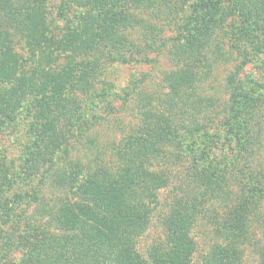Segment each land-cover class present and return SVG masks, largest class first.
<instances>
[{
	"label": "trees",
	"instance_id": "16d2710c",
	"mask_svg": "<svg viewBox=\"0 0 264 264\" xmlns=\"http://www.w3.org/2000/svg\"><path fill=\"white\" fill-rule=\"evenodd\" d=\"M41 4L0 0V127L12 122L32 130L23 166L12 177L0 154V264H241L252 224L264 236V88H247L234 72L225 78L220 105V97L206 93L218 86V67L233 51L248 57L253 39L264 35V0L197 1L183 39L163 36L158 26L138 45L133 35L150 29L144 15L166 21L178 15L172 0H58V9L80 11L78 23L66 20L53 31ZM224 17L237 21L228 50L214 43ZM174 39L180 42L169 48L174 67L163 77L166 90L137 91L142 132L123 137L114 157L107 154L111 144L98 147L95 138L91 152L86 139L100 120L92 100L113 93L126 100L116 85V91L94 90L103 68L150 62L151 52ZM247 42L248 49L237 45ZM211 124L222 126L233 147L227 162L213 154L217 147L204 148L202 131ZM191 137L200 155L184 171L186 188L159 208L171 165L184 161ZM82 140L88 147L80 151ZM32 177L30 189L6 198L12 178ZM19 198L42 203V212H16ZM162 210L164 237L143 256L139 239ZM203 228L212 242L196 263V233ZM260 255L264 264V248Z\"/></svg>",
	"mask_w": 264,
	"mask_h": 264
},
{
	"label": "rangeland",
	"instance_id": "374dc122",
	"mask_svg": "<svg viewBox=\"0 0 264 264\" xmlns=\"http://www.w3.org/2000/svg\"><path fill=\"white\" fill-rule=\"evenodd\" d=\"M41 1V6H43L44 13L46 14V21L48 26L51 28L49 29L50 31H53L54 29L52 30V28L57 27L56 25L61 24L63 26V22L66 20L72 24L78 23L75 20H78V14L80 11L79 7H72V9L63 11L60 8H57L58 0ZM197 1L200 2L201 0H172V3L177 5V7L180 9V12L178 15H175L171 18L168 17L167 21L160 20L155 17L149 18L148 16L144 15L145 20L150 22V29L146 30L142 27H139V32H137L132 37L136 45H138L140 42H148L151 39L152 33L159 28L158 26L163 28V36H170L173 34L177 36L176 38L180 40L183 39V36L189 33L188 29L191 27L190 23L193 21L192 20L189 22V19L192 17L191 14L193 15V4ZM236 24L237 21L233 17L223 18L222 25L216 32V41L214 42L218 45V47L227 49L229 44L235 45V43H233L234 35L233 33L230 35V32H234V27ZM230 36H232V39H230ZM178 39L167 42L163 51L160 53L151 52L149 54V56L152 58L150 62H129L122 64L114 63L107 64L103 68L98 78V83H96L93 87L94 90H99L101 87L107 88L110 91H116L118 87L122 95L126 97V100H124V98H118L117 96L113 95L114 93L107 98L103 97L92 100V103L97 106L95 114L100 120H95L98 121V124H96L95 127L96 129L89 132L88 139H86V141L88 140L91 142L89 145V150L91 152L94 151L93 138H95L98 147H108L111 144L110 150L107 152V154L110 155V157H114V153L116 151L115 148H118L120 143H122L121 139L123 137L126 138V136H134L138 131L142 132L145 122L142 121V117L137 110V106L141 99V96H138V99L136 98L137 91L140 89H146L145 91L148 92L162 93L164 90H166V87H163V77L171 67H174V61L171 60L169 48L171 46L173 47L176 42H180ZM253 41L256 44H250L251 50L247 55L248 57H240L236 51L234 52L231 50V52L233 51V59H231L229 62L222 63L218 67V86H215L213 91L209 90L206 93L207 95H213L215 97L221 98L217 100L216 105H220L222 102V97L225 96V93H223L225 78L231 73L235 72L236 79L242 81V83L245 84L247 88L252 86L254 89L264 88V35H256ZM237 45L246 49H248L250 46L248 42L247 44L237 43ZM259 45L260 47H257ZM16 49L21 50L19 47H16ZM128 55L130 54L128 53ZM242 58H244V62L242 61ZM144 74H146L145 77L143 76ZM136 78L141 79L142 81H138L136 85V91H134L135 86H133V83L134 79ZM125 91L131 93L128 96H125ZM19 124H22V121H20ZM186 134L188 136H192L190 133ZM222 134V126L213 128L212 124L206 130L202 131L201 139L205 142L204 148H211V150L212 147L218 148L219 153H213L215 154L216 158H223L225 154L231 156L233 154L232 152H234V150H232L233 147L228 145L227 137ZM31 136L32 130H29V127L20 125L16 126L12 122L6 127H0V154L1 156L5 157L7 163L9 164L8 176L12 177V173L18 172V170L21 169V166H23L21 164L22 155L25 152V146ZM191 140L192 137L187 140V145H185L186 150L183 153L185 156L184 161H181L177 165H174V163L171 165V169L174 174H172L169 184L160 191L159 208L165 205V202L169 203L175 197H180L183 194V190L186 188V184L184 185L186 178L184 171L188 170V167L192 165L193 158L200 155V151L195 150L197 148L191 144ZM82 146H84L83 150L87 149L88 145H86L85 140H82L79 146L80 151ZM79 147L78 145H75L74 151L77 152ZM189 149H193L195 151ZM189 152L190 154H188ZM223 159V162H227V158ZM230 170L236 176L241 175V173L238 171V163L236 164L235 162H231ZM12 180L13 178L11 179L10 184L8 185V191L6 192V198L10 200L17 198V193L19 194V192H24L26 189H30L32 185L30 186L29 183L33 182L34 177H32L30 180H28V178L27 180L24 178L22 180L20 179L17 183H13ZM53 196L55 195H52V197ZM22 200L23 199L19 198L18 203L16 204V212L20 210V212H25L26 215L39 214V212H35L37 209L42 212V203L38 205L26 204ZM164 213V210L154 213L151 225L144 235L139 239L138 249L143 256H147L149 247L152 244L164 237V229L161 225V216ZM250 233L251 240L250 243L247 242L244 244L241 264H260V250L261 248H264V236L262 235V228L257 224H252ZM196 240L197 250L194 255V260L197 263L200 261L202 253L206 251L207 247L211 244L212 234L210 235L209 233L205 232L203 228L202 230H198L196 233ZM20 257L21 254L19 251H17L12 255L11 259L17 261L20 259Z\"/></svg>",
	"mask_w": 264,
	"mask_h": 264
}]
</instances>
